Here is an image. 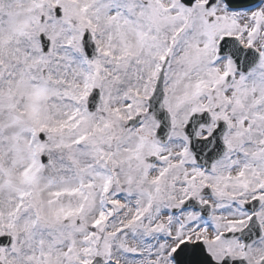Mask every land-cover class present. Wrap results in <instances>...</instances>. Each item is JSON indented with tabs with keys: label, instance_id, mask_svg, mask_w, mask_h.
<instances>
[{
	"label": "snow or ice",
	"instance_id": "1",
	"mask_svg": "<svg viewBox=\"0 0 264 264\" xmlns=\"http://www.w3.org/2000/svg\"><path fill=\"white\" fill-rule=\"evenodd\" d=\"M0 264H264V0H0Z\"/></svg>",
	"mask_w": 264,
	"mask_h": 264
}]
</instances>
